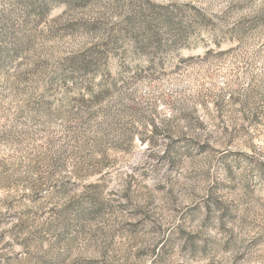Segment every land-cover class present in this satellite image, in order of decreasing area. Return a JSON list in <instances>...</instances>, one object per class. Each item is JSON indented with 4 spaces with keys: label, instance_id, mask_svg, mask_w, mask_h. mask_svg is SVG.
Instances as JSON below:
<instances>
[{
    "label": "rangeland",
    "instance_id": "1",
    "mask_svg": "<svg viewBox=\"0 0 264 264\" xmlns=\"http://www.w3.org/2000/svg\"><path fill=\"white\" fill-rule=\"evenodd\" d=\"M0 264H264V0H0Z\"/></svg>",
    "mask_w": 264,
    "mask_h": 264
}]
</instances>
